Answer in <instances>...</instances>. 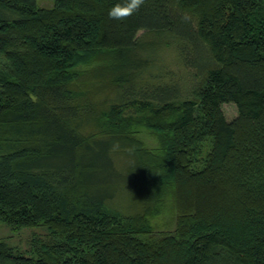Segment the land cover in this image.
Wrapping results in <instances>:
<instances>
[{"label": "trees", "instance_id": "obj_1", "mask_svg": "<svg viewBox=\"0 0 264 264\" xmlns=\"http://www.w3.org/2000/svg\"><path fill=\"white\" fill-rule=\"evenodd\" d=\"M52 1L0 0V264H264V0Z\"/></svg>", "mask_w": 264, "mask_h": 264}, {"label": "rangeland", "instance_id": "obj_2", "mask_svg": "<svg viewBox=\"0 0 264 264\" xmlns=\"http://www.w3.org/2000/svg\"><path fill=\"white\" fill-rule=\"evenodd\" d=\"M40 4L43 6H51L52 0H39ZM144 31H140L139 35L143 36V39L150 41L156 38L155 35L149 33L144 34ZM143 52V50L140 51V55ZM150 54H148V57L156 58L153 60V62H157L158 67H156L153 71L154 73H159V67H162L164 65L165 67L169 68L171 71H174L173 78L179 79L180 81L183 80V77L178 76L185 75V80L190 82L192 75L188 74L184 69L182 62L179 59L177 48L175 45L172 46H163L161 49H159L155 54L154 51H150ZM147 54V51H146ZM163 66V67H164ZM147 75V73H146ZM153 78L152 76L148 75V79ZM155 80V79H154ZM224 110L228 118H233L237 114V109L235 105H229L226 104L224 106ZM140 136L146 140L149 144H153L150 137H152L148 132H141ZM209 149V148H207ZM207 150L205 151V153ZM129 160V161H128ZM119 163L122 164H128L130 162V159L125 155H119L118 156ZM132 162V161H131ZM130 162V163H131ZM46 233L45 229L43 227L39 228H23L20 230H14L8 225H6L4 222L0 221V238L5 239L10 245L16 246L21 249H28L31 242H33L34 238L37 236L44 235Z\"/></svg>", "mask_w": 264, "mask_h": 264}, {"label": "clouds", "instance_id": "obj_3", "mask_svg": "<svg viewBox=\"0 0 264 264\" xmlns=\"http://www.w3.org/2000/svg\"><path fill=\"white\" fill-rule=\"evenodd\" d=\"M145 0H124L123 3H117L109 11V17L116 20H125L141 8Z\"/></svg>", "mask_w": 264, "mask_h": 264}]
</instances>
